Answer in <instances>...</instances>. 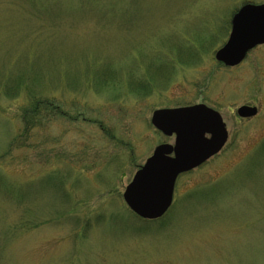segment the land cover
Wrapping results in <instances>:
<instances>
[{
	"label": "rangeland",
	"instance_id": "374dc122",
	"mask_svg": "<svg viewBox=\"0 0 264 264\" xmlns=\"http://www.w3.org/2000/svg\"><path fill=\"white\" fill-rule=\"evenodd\" d=\"M244 4L264 0H0V86L36 75L65 114L5 155L25 97L0 88V264H264V45L215 60ZM101 74L113 82L98 88ZM196 104L227 143L142 219L124 189L174 143L152 113Z\"/></svg>",
	"mask_w": 264,
	"mask_h": 264
},
{
	"label": "water",
	"instance_id": "95a60500",
	"mask_svg": "<svg viewBox=\"0 0 264 264\" xmlns=\"http://www.w3.org/2000/svg\"><path fill=\"white\" fill-rule=\"evenodd\" d=\"M261 45L264 5L244 4L233 15L230 34L215 53V60L233 67ZM236 113L240 118H251L257 114V108L241 106ZM151 124L163 135L174 136V143L157 146L122 195L129 210L150 221L161 218L170 208L178 176L218 154L228 138L220 114L203 104L155 110Z\"/></svg>",
	"mask_w": 264,
	"mask_h": 264
},
{
	"label": "trees",
	"instance_id": "16d2710c",
	"mask_svg": "<svg viewBox=\"0 0 264 264\" xmlns=\"http://www.w3.org/2000/svg\"><path fill=\"white\" fill-rule=\"evenodd\" d=\"M111 80V81H110ZM114 78L111 75L101 74L94 79L96 86L102 88L108 85V83L113 82ZM42 82L36 75L27 76L25 74L18 75L12 81H4L0 88L5 97L19 96L23 94L25 99V104L23 108L22 117V131L12 139L9 143L5 155H9L12 149H33L35 144H29L31 139V133L34 128L38 126H43L51 122L53 119L65 114L61 111V106L55 102V100L50 96H44V92L38 89L42 88ZM141 89L137 91L140 92ZM33 143L38 144L36 141ZM87 222L84 224L87 227ZM83 227L85 228V226Z\"/></svg>",
	"mask_w": 264,
	"mask_h": 264
}]
</instances>
